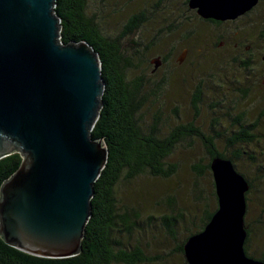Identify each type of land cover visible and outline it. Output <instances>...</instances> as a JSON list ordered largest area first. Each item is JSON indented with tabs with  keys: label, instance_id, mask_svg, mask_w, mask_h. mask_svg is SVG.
Wrapping results in <instances>:
<instances>
[{
	"label": "water",
	"instance_id": "water-1",
	"mask_svg": "<svg viewBox=\"0 0 264 264\" xmlns=\"http://www.w3.org/2000/svg\"><path fill=\"white\" fill-rule=\"evenodd\" d=\"M53 2L0 0V158L21 156L0 184V237L25 253L63 258L79 250L106 149L89 134L103 90L100 61L86 41L59 42ZM255 2L187 0V6L225 20ZM149 63L153 72L161 60ZM209 170L216 208L184 241L187 264H264L242 249L245 179L224 158L213 157Z\"/></svg>",
	"mask_w": 264,
	"mask_h": 264
},
{
	"label": "rangeland",
	"instance_id": "rangeland-1",
	"mask_svg": "<svg viewBox=\"0 0 264 264\" xmlns=\"http://www.w3.org/2000/svg\"><path fill=\"white\" fill-rule=\"evenodd\" d=\"M86 1L87 14L109 36L120 34L129 15L143 13L144 20L134 32L119 37L133 63L125 69V78L141 80L139 93L144 100L139 123L147 128L157 115L164 132L193 120L217 151L231 156L235 171L247 184L242 218L250 233L248 243L255 256L264 257V115H260L252 142L229 143L237 126L264 112V60L260 59L264 0L253 13L230 23V28L222 26L219 32L189 11L182 17L181 0ZM166 28L172 32H164ZM183 48L186 52L177 63ZM133 50L139 54L133 56ZM164 54L167 60L150 72L149 60ZM246 57L252 59L253 71L238 65ZM197 88L200 96L194 111L190 99ZM165 161L176 165L172 175L143 173L128 181L120 178L114 187L119 206L137 213L127 231H112L121 246L139 248L144 259L134 264H183L176 247L201 227L205 211L216 208L212 176L203 167L209 154L199 138L182 137ZM162 215H174L175 224L164 226Z\"/></svg>",
	"mask_w": 264,
	"mask_h": 264
},
{
	"label": "trees",
	"instance_id": "trees-1",
	"mask_svg": "<svg viewBox=\"0 0 264 264\" xmlns=\"http://www.w3.org/2000/svg\"><path fill=\"white\" fill-rule=\"evenodd\" d=\"M86 6V0H54L52 8L54 15L59 19L57 35L59 42L65 44L69 41H86L97 53L103 82L97 118L89 134L91 138L103 141L106 160L92 186L89 217L79 240V250L69 257H41L20 251L6 244L0 237V264H115L118 262L134 264L140 262L144 256L138 247L127 249L128 247L121 246V243L112 236L113 230L123 228L122 230L127 231L134 223L132 218L137 216L136 212L127 211L119 206L114 191L117 181L120 178L128 181L143 173L164 178L175 173L176 165L165 159L184 136H195L202 141L209 154V161L203 166L204 168L209 169V162L213 157L228 159L232 164L231 156L217 151L212 139L205 136L194 125L193 120L177 124L163 132L158 126V116L154 115L151 125L143 128L138 120L139 109L144 100L143 95L139 93L141 80L125 78V69L133 63L130 56L126 55L119 37L134 32L144 20V15L142 12L129 15L122 25L120 34L109 36L100 29L93 16L87 14ZM163 31L172 32L171 28ZM132 52L133 56L139 54L134 50ZM159 58L163 64L167 60V55H161ZM238 65L245 68L246 64L243 60ZM199 96L200 90L197 88L190 102L194 111H196ZM262 112L260 111L259 117L250 123L237 126L229 138L230 145L238 142L244 144L252 142L253 131L259 125L258 120ZM20 160L21 156L15 151L0 158V184L14 172ZM213 211H205L201 227L209 220ZM161 217L164 226L169 227L176 222L174 215ZM181 247L182 244L179 246L180 250Z\"/></svg>",
	"mask_w": 264,
	"mask_h": 264
},
{
	"label": "flooded vegetation",
	"instance_id": "flooded-vegetation-1",
	"mask_svg": "<svg viewBox=\"0 0 264 264\" xmlns=\"http://www.w3.org/2000/svg\"><path fill=\"white\" fill-rule=\"evenodd\" d=\"M262 2L261 0H256L255 4L252 5L247 11L243 12L242 14L238 15L237 17L233 18V19H225V20H216V19H212V18H203V17H200L196 14L195 10L194 9H190L188 8L187 6V0H181L180 3H181V8H180V15L183 17L185 15V11H189L190 14L192 16H194L198 21H200L201 23H207L213 27H217V32L220 31L221 28H223L222 26H226L224 28H230V23H233L239 19H242L244 17H247V15H249L250 13H253V11L255 9H257L260 5H262ZM181 17V18H182ZM229 32V30H222V32ZM221 41L219 40L218 41V44H220ZM235 45V43L233 44ZM184 49V48H183ZM182 49V50H183ZM181 50V51H182ZM185 52H186V49H185ZM181 53V52H180ZM264 56V53L260 56V59L261 60H264V58H262ZM184 57V56H183ZM252 59H248V57H246L244 59V62H245V68L248 70V71H253L254 70V65L249 63V61H251ZM192 97V95H191ZM191 100V99H190ZM263 115H264V112H263ZM262 116V115H261ZM203 228L200 227L199 229L195 230L192 232L195 233V232H198V231H201ZM243 229L245 231V237H244V240H243V243H242V249H243V252H244V255L246 257H249V258H252V259H256V260H260L262 261L264 259L263 255L261 256H255L252 251H251V247H250V244L248 243L249 242V239H250V233H249V229H248V225L244 224L243 223ZM260 231V230H259ZM189 236V234L185 237V239L176 247V250L179 252V254L181 255L182 257V260H183V264H187L186 260H185V257H184V254H183V250H182V247H181V250L179 249V246H181V244L183 245L184 241L187 239V237ZM256 257V258H255ZM264 262V261H262Z\"/></svg>",
	"mask_w": 264,
	"mask_h": 264
}]
</instances>
